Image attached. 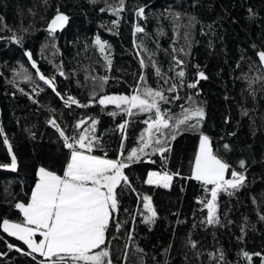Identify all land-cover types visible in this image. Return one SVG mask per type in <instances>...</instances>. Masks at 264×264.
<instances>
[{"label":"trees","instance_id":"1","mask_svg":"<svg viewBox=\"0 0 264 264\" xmlns=\"http://www.w3.org/2000/svg\"><path fill=\"white\" fill-rule=\"evenodd\" d=\"M118 3L0 0V122L17 158L16 172L0 168V222L3 218L22 221L14 205L30 199L40 167L63 174L69 154L50 120L71 137L78 135L74 128L77 121L97 119L95 135L100 144L93 154L110 159L118 158L122 150L120 123L128 121L125 155L139 147L140 134L146 128L142 123L146 114L128 117L118 113L113 117L108 113L118 110L112 105L102 109L93 102L89 107H66L60 96L39 82L24 56L28 50L41 72L54 79L57 91L72 95L81 104H89L94 89L98 95L132 94L143 72L149 87L164 89L169 98L181 97L162 108L178 113L179 106L186 105L192 95L205 110L199 130L178 136L170 145L171 151L164 154L166 160L157 153L144 158L155 163L140 162L125 169L135 191L118 189L119 211L110 221V243H106L113 264H264V81L249 87L245 79L261 69L257 53L264 51V0H125L124 11L117 18L108 7ZM140 7L145 9L143 19L135 15ZM57 11L66 14L69 21L53 38L46 29ZM117 19L118 27H114ZM137 24L144 28L136 37L147 49L142 53L148 65L144 69L133 46ZM14 35L22 44L11 42ZM97 36L110 46L104 54L94 44ZM104 55L112 60L110 69ZM174 55L184 62L182 83L175 75L180 68ZM152 61L164 74L162 78L155 74ZM252 65L255 67L249 71ZM21 67L33 77L31 83L14 75ZM58 68L65 76L59 75ZM198 70L207 79L200 80L197 89L187 88V83L198 79ZM103 76L109 80L101 91L92 77ZM173 82L177 90L169 93L166 89ZM200 134L209 136L213 151L230 165L226 179L231 178L232 170L246 177L243 187L233 195L218 194L220 223L214 226L206 224L207 209L198 202H206L210 193L200 182L187 179ZM241 160L244 168L239 166ZM10 163L0 136V164ZM149 171L173 174L170 187L148 185ZM143 196L151 199L157 212L154 223L143 222ZM116 220L121 224L119 231ZM190 241L195 242V248ZM8 244L28 251L22 242L0 232V253L4 254L0 264H37L43 259L9 250ZM244 253L251 256V262Z\"/></svg>","mask_w":264,"mask_h":264},{"label":"snow or ice","instance_id":"2","mask_svg":"<svg viewBox=\"0 0 264 264\" xmlns=\"http://www.w3.org/2000/svg\"><path fill=\"white\" fill-rule=\"evenodd\" d=\"M89 2L94 4L97 0H89ZM124 6L125 0H119L118 5L109 6L108 10L119 18L120 13L124 11ZM104 10L101 9V11ZM135 15L140 19L145 18V9L143 7L138 8ZM68 21L69 17L66 14L57 11L46 29L49 36L54 38L56 31L63 29ZM118 23L119 19L113 21V26L118 27ZM143 32V27L138 24L134 25L133 46L138 50L136 55L141 57L139 61L141 69L148 66L142 58V53L147 52V49L144 48L142 42H138L136 39L137 34ZM10 39L14 44H22L20 37L14 35ZM94 44L102 54L110 47L99 36L95 38ZM173 52H176L175 48ZM148 55L151 59V53ZM257 55L259 64L264 66V51H259ZM24 56L31 63L32 69L36 70L35 76L60 96L66 107L72 105L89 107L92 106L93 102L98 103L102 109L112 105L118 110L108 113L113 117L118 113L126 114L128 117L146 114L147 118L142 121L146 128L140 134L139 147L131 149L125 155L123 140L127 138L128 121L120 123L117 127L122 134V150L118 158L110 159L106 156L93 154L100 144V137L95 135L97 119L89 117L77 121L74 128L78 130V135L71 137L66 135L54 119L50 120V126L58 132L63 141V147L69 154L63 174L59 175L52 170L40 167L37 172V180L31 190L30 199L26 203L17 202L14 205L22 214V221L12 222L10 219L3 218L0 222V232L22 242L28 249L27 252H24L21 248L8 244L9 250L14 249L16 252L32 256L33 259H36L37 256L42 257L43 259L38 260L37 264H113L106 243H110L107 241L110 221L115 219L114 214L119 211L118 196L120 193L118 189L125 187L135 191L125 169L140 162L155 163L150 158L147 160L144 158L157 153L162 160H166L167 157L164 154L171 151L170 145L178 136L187 131L199 130L205 118V110L192 95L187 97L186 105L179 106L180 111L178 113L172 112L171 109L162 108V105H170L174 101H179L181 97L173 95L169 98L165 95L164 89L149 87L143 72L139 74L132 94L98 95L94 89L89 104H81L72 95H63L57 91L54 79L46 77L41 72L31 51L25 50ZM103 58L110 69L112 64L110 56L104 55ZM173 60L175 65L180 68L179 71L175 72V75L181 79L182 83L185 77V71L182 67L184 62L175 55ZM151 66L155 69V74L162 78L164 74L155 61L151 62ZM196 67L199 69L198 65ZM254 67L255 65L250 66L249 71H252ZM172 70L174 69H170V71ZM58 73L65 76L62 68H58ZM14 75L24 82L31 83L33 81V77L23 67ZM197 77L198 79L194 82L187 83L186 87L197 89L199 81L207 79L205 73L199 70ZM245 79H248L249 87L257 81H264V67L258 70L255 76L245 77ZM92 80L94 85H98L102 91L109 77H92ZM165 83H168L167 79H165ZM177 87L178 85L173 82L166 91L175 93ZM21 91L23 90L21 89ZM33 91L38 94L35 85H33ZM196 95H199L198 91ZM29 98L32 99L31 96ZM0 136H4L2 129H0ZM3 143L8 148L11 163L0 164V168L15 172L17 170V158L13 154L12 147L6 137ZM224 148L228 149L229 145L225 144ZM239 166L244 168L245 161L241 160ZM229 169L230 165L213 151L209 136L200 134L199 150L195 153L191 175L187 179L200 182L204 191L210 193L211 198L206 202L198 201L204 204L207 209V225L214 226L220 223L217 205L218 194L224 192L231 196L234 191H238L244 185L246 177L242 172L232 170L231 178L226 179ZM175 175H179V173ZM173 178V174L167 171H149L146 183L169 188ZM209 185L211 188L208 187ZM137 199H140L139 193H137ZM142 199L143 209L146 213L143 216V222L146 224L154 223L157 212L151 199L148 196H143ZM120 226V222L116 220L117 231H119ZM37 237L40 239L37 240ZM128 238L129 240L132 239L131 234ZM190 243L193 248L196 247L195 242L190 241ZM2 255L4 254L0 253V256ZM244 255L251 262V256L248 253H244ZM126 256L127 253H125Z\"/></svg>","mask_w":264,"mask_h":264},{"label":"water","instance_id":"3","mask_svg":"<svg viewBox=\"0 0 264 264\" xmlns=\"http://www.w3.org/2000/svg\"><path fill=\"white\" fill-rule=\"evenodd\" d=\"M26 58V60H27V62H28V64H29V66L31 67V63L28 61V59H27V57H25ZM258 60H259V58H258ZM261 66V65H260ZM262 67H264V66H261V68ZM31 69H32V67H31ZM34 72L36 71L35 69H32ZM38 78V77H37ZM38 80H39V78H38ZM39 82L40 83H42L43 84V82L42 81H40L39 80ZM46 87H48L47 85H45ZM49 88V87H48ZM51 91H52V89L51 88H49ZM55 93V92H54ZM59 97V96H58ZM0 129H2V126H1V122H0ZM3 130V129H2ZM2 137V139L4 140V138L6 137L5 136V134H4V136H1ZM6 146V145H5ZM6 149H7V152H8V148H7V146H6ZM8 155H9V152H8ZM9 158H10V160H11V156L9 155ZM5 170H7V171H10V170H8V169H5ZM11 172H13V171H11ZM16 172V171H15Z\"/></svg>","mask_w":264,"mask_h":264},{"label":"crops","instance_id":"4","mask_svg":"<svg viewBox=\"0 0 264 264\" xmlns=\"http://www.w3.org/2000/svg\"><path fill=\"white\" fill-rule=\"evenodd\" d=\"M198 150H199V147H198ZM198 150H197V151H198ZM39 239H40V237H39Z\"/></svg>","mask_w":264,"mask_h":264}]
</instances>
